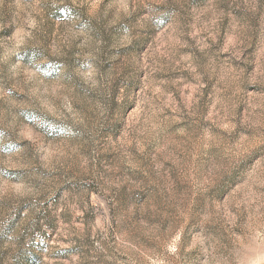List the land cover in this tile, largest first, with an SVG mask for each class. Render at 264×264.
Listing matches in <instances>:
<instances>
[{
	"label": "rangeland",
	"instance_id": "rangeland-1",
	"mask_svg": "<svg viewBox=\"0 0 264 264\" xmlns=\"http://www.w3.org/2000/svg\"><path fill=\"white\" fill-rule=\"evenodd\" d=\"M0 264H264V0H0Z\"/></svg>",
	"mask_w": 264,
	"mask_h": 264
}]
</instances>
